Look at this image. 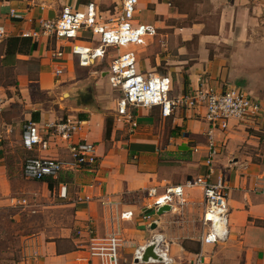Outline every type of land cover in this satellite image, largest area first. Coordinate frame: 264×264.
<instances>
[{"label":"crops","instance_id":"0c3cea01","mask_svg":"<svg viewBox=\"0 0 264 264\" xmlns=\"http://www.w3.org/2000/svg\"><path fill=\"white\" fill-rule=\"evenodd\" d=\"M207 1L216 16L210 30L205 22L211 11H197L187 25L173 23L188 19L189 12L180 8L186 0H138L136 22L154 26L156 34L133 49L138 70L169 76L174 96L190 93L201 83L217 90L234 85L262 105L260 118L232 121L226 132H215L219 154L212 165L211 179L221 177L228 188L227 240L202 244L206 229L202 226L204 206L198 188L184 191L185 203L176 211L170 209L157 216L152 209L166 188L207 173L208 125L202 117L194 111L175 110L163 118L157 107L139 108L135 112L138 127L128 130L115 120L120 93L104 73L110 58L99 66L81 68L71 53L70 42L40 34L37 39L31 38L35 50L18 55L15 66L36 61V80L24 79L46 94L54 89L61 91L67 100L60 104L69 106L63 116L32 110L27 114L30 118H24V125L32 121L35 112L38 120L34 122L39 127L79 121L82 124L74 141L85 139L94 144L97 159L92 168L73 166L68 143L58 138L51 139L46 151H27L21 142L24 125L12 127L13 117L3 119L0 115V264H110L102 253L115 230L118 264H132L135 246L155 233L169 241L173 264L192 260L200 253L209 264H264V0ZM118 2L0 0V27L6 32L5 39L22 36L38 30L39 20L56 18L64 7L81 11L90 3L98 7L105 20L115 14ZM10 10L21 19L12 18ZM90 40L88 32L78 37L82 44ZM3 51L0 40V65ZM56 70L62 72L58 77ZM80 94H90L92 102L82 104ZM3 98L6 104L12 101L3 92L0 79V112ZM28 158L58 160L64 168L57 179L28 180L22 175V165ZM151 188L157 189V196L149 198ZM181 209L198 218L202 233L197 238L184 232L175 236L169 233V224ZM124 212H131V217L120 219ZM146 214L151 217L149 221L143 220ZM153 221L156 228L152 230ZM190 241H195L193 249L186 247Z\"/></svg>","mask_w":264,"mask_h":264},{"label":"built area","instance_id":"2783aa9c","mask_svg":"<svg viewBox=\"0 0 264 264\" xmlns=\"http://www.w3.org/2000/svg\"><path fill=\"white\" fill-rule=\"evenodd\" d=\"M137 4L138 0H119L115 14L105 20L93 3L88 4L81 11L64 7L56 18L39 20L38 30L24 33L22 36L37 39L42 34L55 40L70 42L71 53L76 57L77 64L81 68H90L96 64L99 66L110 58L104 73L109 84L120 93L115 109V120L130 131L138 127L135 112L139 108L157 107L163 118H168L175 110L194 111L202 117L208 125L205 145L207 173L196 179L186 180L181 186L166 188L164 194L152 204V209L157 211L160 207L169 205L172 211H176L185 203L184 191L198 188L201 190L204 206L202 226L204 230L206 229V233L201 236V242L212 245L224 243L229 233L228 188L221 177L215 181L211 179L212 165L219 154L215 132H226L232 121L246 122L260 118L262 105L252 99L243 88L234 85L217 90L201 83L200 87L190 93L174 96L171 94L172 81L169 76L140 72L133 48L141 44L146 37L154 36L156 29L154 26L136 22ZM9 13L14 19H21V16L15 14L13 10ZM83 32L91 35V40L87 44L78 41V37ZM5 37V30L0 27V40H4ZM61 73V70H56L55 76L58 77ZM81 124L79 121L66 120L46 123L39 127L29 120L24 125L21 137L23 148L27 151L34 149L46 151L50 147L51 139L58 138L68 143L67 150L73 166L92 168L97 159L94 144L85 139L74 141ZM63 168L64 163L58 160L28 158L22 165V175L25 179L34 181L46 178L57 179ZM262 184L264 186V179ZM147 194L149 198L155 197L157 189L151 188ZM131 215V212H124L120 215V219L127 220ZM150 219L149 215H143V220ZM117 234L118 230L110 234L108 249L102 253L110 264L119 262L116 251ZM152 245H154L153 252L159 259L149 258L147 262H142L144 251ZM131 263L173 264L175 262L170 255L169 241L163 234L155 233L143 244L135 246ZM178 264L209 263L200 253L192 260Z\"/></svg>","mask_w":264,"mask_h":264},{"label":"rangeland","instance_id":"374dc122","mask_svg":"<svg viewBox=\"0 0 264 264\" xmlns=\"http://www.w3.org/2000/svg\"><path fill=\"white\" fill-rule=\"evenodd\" d=\"M194 2H198V4H194ZM180 8L189 12L188 19L175 22L173 21L175 25L179 26L190 24V22L195 19V13L197 11H200L201 13H208L210 11L212 12L209 16V20L205 22L209 25L207 26V30L209 28L212 29L216 23V16L214 15V11L211 9L207 0H189L188 2L186 0L185 3L183 2L180 4ZM36 75V61L20 62L14 68H3L0 70V79L3 84H15L12 86L3 87V92H6V97H11L12 101L6 104L7 100L3 98V112H0V115L3 116V119H5V117H9L7 115H10L11 118L13 117L11 123L12 127H14L16 124H20V127L23 126L27 120L24 118H30L27 116V114L31 115L33 112L32 110H38L44 115L59 114L61 116L67 112L66 110L68 109L69 104H60L61 102L67 100V98L61 96V91L54 89L50 94H46L44 92L38 91L37 86L34 83L27 82L28 80H36ZM24 77L28 80L24 79ZM19 80L24 81L21 82ZM113 97L116 98L117 94H114ZM175 216L177 218H175L173 223L169 224V233L171 236H175L176 234H181L184 232L188 233L194 238H197L199 234L202 233V226L196 216L185 213V210L183 209H181L180 213L176 214ZM185 218H190V221H186L188 219ZM194 242L195 241H190L186 247L193 249L195 247Z\"/></svg>","mask_w":264,"mask_h":264},{"label":"trees","instance_id":"16d2710c","mask_svg":"<svg viewBox=\"0 0 264 264\" xmlns=\"http://www.w3.org/2000/svg\"><path fill=\"white\" fill-rule=\"evenodd\" d=\"M3 57L1 59V69H10L15 66L17 62L18 55H29L31 51L35 50L36 43L30 37H23V36H13L7 37L3 40ZM15 85V84H12ZM11 83L3 84L5 86H12ZM33 122L38 120V113L35 112L32 114ZM110 132V121L107 120L106 124V136ZM49 187L51 188V182H48Z\"/></svg>","mask_w":264,"mask_h":264},{"label":"water","instance_id":"95a60500","mask_svg":"<svg viewBox=\"0 0 264 264\" xmlns=\"http://www.w3.org/2000/svg\"><path fill=\"white\" fill-rule=\"evenodd\" d=\"M80 97L82 99V104H84V105H87V104L92 102V97L90 94H88V95L80 94ZM169 211H170V206L164 205L156 211V215L160 216V215L164 214L165 212H169ZM146 212L150 213L151 209H149ZM155 228H156V223L153 222L150 226V229L153 230ZM153 248H154V245L146 248V250L144 251V254H143L142 262H147L149 258L157 259V260L159 259L158 256L153 252Z\"/></svg>","mask_w":264,"mask_h":264}]
</instances>
